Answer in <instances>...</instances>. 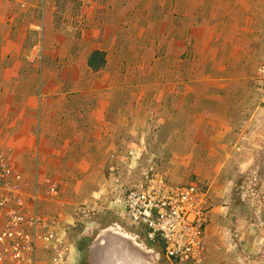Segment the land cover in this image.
Returning a JSON list of instances; mask_svg holds the SVG:
<instances>
[{
    "label": "rangeland",
    "instance_id": "374dc122",
    "mask_svg": "<svg viewBox=\"0 0 264 264\" xmlns=\"http://www.w3.org/2000/svg\"><path fill=\"white\" fill-rule=\"evenodd\" d=\"M111 2L30 0L33 15L25 1L18 2L16 12H27L19 27L15 18L0 26V48L17 52L3 65L19 62L18 73H0V153L24 176L39 173L42 181L57 184L60 199H53L52 208L62 209L59 218L86 263L88 245L105 229L143 242L140 231L106 209L116 190L107 176L109 168L118 166L122 176L134 180L142 167L156 163L170 182L200 183L209 189L212 213L216 209L217 214L208 226L213 229L211 243L225 239L229 244L225 263L238 264L233 257L243 248L249 253L240 257L244 264H264V86L256 72L264 63V0H194L198 8L188 11L185 0ZM0 13L11 17L9 8ZM45 18L49 28L44 29ZM30 23L37 26L34 32L28 30ZM105 27L113 36L112 49L109 39L99 43ZM75 34H83L81 40ZM69 35L77 41L58 43L57 36ZM94 35L99 38L96 44L110 54L115 121L108 124L81 120L95 110L107 109L109 114V107L95 104L99 88L93 86L109 70L93 76L79 68L83 85L77 87L63 71L70 64L65 57L73 56L78 64L84 54L80 50L93 45L85 38ZM57 80L62 88L53 85ZM62 91L68 93L70 109L63 113L69 117L49 121L47 133L54 128L56 139L40 154L39 94L48 92L55 100ZM71 95H78V106ZM98 98L104 100L102 91ZM121 98L126 105H119ZM74 117L79 120L74 122ZM26 124L33 135L30 131L23 143L20 136L14 143V134ZM74 130L81 133L82 147H77L80 138H74ZM98 133L103 147L112 146V157L86 153L85 148L96 145L91 136ZM9 140L12 144L6 147ZM23 144L32 146L30 152L21 150ZM19 150L21 160L16 159ZM82 164L91 166L80 169ZM66 197L68 203L63 202ZM95 207L102 209L96 216L90 212ZM242 241L246 245L240 248ZM155 264L170 263L162 255Z\"/></svg>",
    "mask_w": 264,
    "mask_h": 264
},
{
    "label": "built area",
    "instance_id": "2783aa9c",
    "mask_svg": "<svg viewBox=\"0 0 264 264\" xmlns=\"http://www.w3.org/2000/svg\"><path fill=\"white\" fill-rule=\"evenodd\" d=\"M256 72L264 86V63ZM107 176L116 190L106 209L140 231L145 247L161 246L170 264L203 262L214 209L206 186L170 182L156 163L142 167L134 180L114 165ZM25 178L0 153V264H79L61 219L39 205L41 194L59 196L57 184L49 182L44 194L38 185L29 192Z\"/></svg>",
    "mask_w": 264,
    "mask_h": 264
},
{
    "label": "crops",
    "instance_id": "0c3cea01",
    "mask_svg": "<svg viewBox=\"0 0 264 264\" xmlns=\"http://www.w3.org/2000/svg\"><path fill=\"white\" fill-rule=\"evenodd\" d=\"M23 1L26 2L25 3V6L27 8L28 14H32L33 15L32 9L34 8V6L33 5H30V0H0V10L1 9L9 8V10H10V16H11L10 18H8L3 13H2L3 15H1V13H0V26L1 25H7V23L11 22V20L15 18V20H17V22L19 23L18 24V27H19L20 21H21L22 17L24 15H26V13H27L26 12L25 14H23V13H20V12L19 13L16 12L17 11V6L19 5L18 2L21 3ZM112 2H113V0H112ZM114 2H115V4H117V0H114ZM193 2H194V0H185V3H183L184 4L183 6L185 7V9L187 11L190 10V9H193V8H198V6L195 7V5L193 4ZM123 7L124 6L121 5V8H123ZM12 13H13V15H12ZM192 15L193 16H191V18H192L191 20H192V23H194L193 19H194V16L195 15L194 14H192ZM46 18H45V21L42 20V23L44 25V29H45V26H46V28H49L48 24L46 23ZM36 27L37 26H34V25H32V23H30L28 25V30L30 29V32H34L32 29L33 28H36ZM48 32H50V30H48ZM108 33H109L108 32V29H107V27H105L104 28V35L105 36L103 37V39L99 43L106 42V40L109 39L108 42H107V44L109 46L108 49H112V45L109 44V42L112 41L111 37H113V36H108ZM77 34H78V32H77ZM77 34H75V35H77ZM19 36H20L19 34H16V36H15L17 41H18ZM81 36L77 35V37H78L77 40L78 39L81 40V38H82ZM97 36L98 35H94V36H89V37H86L85 38L86 41H89V43H93V45L90 44L91 50H89V51L86 50V49H84V48H82V51L80 50V52H83L84 54H83V58L81 57V59L78 62V64L75 63V62H72L73 56H71V57L66 56L65 57L67 59V61L70 62V64L64 66L65 68L63 69V71H64L65 75H67V74L71 75L70 78H71V81H73L71 83L72 84V87H74V84H76L75 87H77V86H79L80 83H81V85H83V81H82V76L83 75H81V77H79V74H80L79 68H81V70L83 71V74L84 73H89V74H93V76L100 74L104 70V68L106 70H109V72H106L107 74L105 75L104 80H102L103 77H101L99 79L96 78L95 79L96 82L93 83V86L95 87V89L99 88L98 91H97V98H95V100H96L95 101V104L97 106L104 105L105 108L106 107H109V114L106 112L107 109H106L105 113H102L101 110L100 111L99 110H95V111L91 112L89 115L83 114L84 117H82V120H81L82 122L89 121L91 123H95L96 122V123H106V124H108V123H110L112 121H115V118L113 116V114H114L113 113V109H114V106H115V103L113 102V101H115V99H113V98H114V95H115V91L111 90V88L114 89V85H113V82H111V80L109 81V77H110V74L112 72V69H109L110 67L108 66V65H111L110 64V61H109V59H110L109 55L110 54H109L108 50H106L104 48H101L99 44H96L98 42V39H99V38H97ZM99 36H103V35H99ZM57 38L60 39L59 41L57 40L59 44H60V41H68L70 43H74V42L77 41V40L74 39V37H71L70 35L68 36V38L67 37H64V38L61 37L60 38V36H57ZM204 40L205 39L203 38V41ZM174 41H175V44H176V42L178 40L177 39H174ZM71 48H70V50H71ZM96 51H99V52L103 53V56H104L103 59H104V62L105 63H104L103 68H100L99 70L93 71L88 66V60H89L91 54L93 52H96ZM16 54H17L16 50H14V51H4L3 49L0 48V73L5 72V71H7L9 73H11V72L12 73H18V70H19V67H18L19 66V62L15 61L12 66H8V64L7 65H3V63H4L3 61L4 60H11V58L16 57ZM66 71H67V73H66ZM61 72H62V70H61ZM66 77L68 78V75ZM42 84H45V83L42 82ZM53 85L56 88L59 89V88H62L63 83L60 84L59 81L57 80V81H54L53 82ZM26 86H27V88H31L32 85H30V84L27 83ZM101 91L103 92L104 100H99V98H98V96L101 95ZM105 91H108L109 93H106ZM39 95H40L39 103H40V106H42V107H39L40 109L42 108L41 109L42 114L40 115V117H42L41 118L42 128L40 130V134L37 133V132L36 133L40 137V142L41 143H40V147L39 148H41L42 150L40 149L38 151V149H37V151L40 152V154H43L44 152H46V150H45V148L43 146H47L48 144L49 145L52 144V140L53 139H56V134L54 133V128L52 130L49 129L50 130V133H47V129L50 126V122H52V123L55 122V121L56 122H59L61 119L62 120L63 119L66 120L67 117H69V116L66 117L65 114L63 113V111H67V108L70 109V106H67V100H68L67 99V95H68L67 92H63L62 91L61 95H58L55 100H53L50 97H48V95H49L48 92H46V93H43V92L41 93L40 92ZM78 95H80V94H78ZM78 95L68 96L69 98H71L70 101H72V104L74 102L73 105L78 106L77 104L79 103V100L76 99V101H75V99H74ZM92 100H91V105H94V104H92L94 102V101L92 102ZM118 103H119L120 106L126 105L124 103V100L122 98L118 100ZM14 105L16 107H18V104H16V101L13 102V106ZM28 105H30V104L28 103ZM256 107L257 106H255V108ZM56 108H57L58 114H57ZM37 109H38V107H37ZM257 110H258V108H257ZM50 111L52 112V114H50ZM256 112L257 111H254L253 114L256 115L257 114ZM46 113L48 114L47 117L44 116V114H46ZM0 116H1V111H0ZM87 116H89V119L84 120V118H87ZM254 118H255V116H252L251 117V122H253ZM74 120H75L74 122H76L79 119L76 118V117H74ZM30 131L32 132V135H33L32 126L31 125H28V124H26L25 127L20 128V131L17 132L16 134H14L15 137H16V138L14 137V143L15 142H18L17 141V138L19 136H20V142L22 141V143H23V139L22 138H25V137H28L29 138L30 137ZM100 131L103 132L102 130H100ZM80 136H81V133H78V132L75 131L74 138H80L77 147H79V146L82 147V145H83ZM93 136L95 137V144L96 145H94V147H92L91 149L85 148L86 153H88V150H89L90 153H91L89 155L95 156L97 154H99V155H101V154H109L110 157H112V155H114V151L111 150V149H113L112 146H110V148H108V146H104L105 147L104 148L103 145L101 144V141H102L101 140V138H102L101 134L100 135H99V133L98 134H94L91 137H93ZM9 144L10 145L12 144L10 142V140H9V142L6 141L5 146L8 147ZM30 146H28V145H25L24 146V144H23L22 147H21V150H23V148H24L25 149V153H27L28 151L30 152V148H32V146L31 147ZM13 147H15V145ZM63 148H64L63 151L65 152V150H66L65 149V146ZM47 150L52 151L53 149H51V147H49V148H47ZM34 151H36V149ZM60 151H61V149H60ZM20 153H21V151L19 150L18 153H17L18 156H16V159L17 160H21L23 158V156ZM59 154H60V152H59ZM19 156H21V159H20ZM73 160H75L77 162V165H80L82 163L81 159H79V160L78 159H73ZM83 162H84V160H83ZM84 166L90 167L91 164H88V165L82 164V166L79 167V168L80 169H83ZM27 167H28V165L25 167V169ZM35 175H36L35 173L32 174V175L30 173L28 176L27 175L24 176V177H26L25 179L28 182V187H27L28 191L30 192L32 190L33 185H38L40 187V189H42L43 191L46 190V187L49 184V180H47V179L45 180L44 179L42 181V178L39 177V173H37V176L38 177L35 176ZM27 178H29V179H27ZM35 178L37 180H34ZM39 180H41V181H39ZM69 180H72V179H69L68 178V181ZM41 183H42V185H40ZM75 183H77V182H75ZM41 193H42V191H41ZM59 195H60V193H59ZM53 199H55V198H50L49 199V198H46L45 197V199H44L42 197V194H41V198H40L39 205L42 206V209L44 211H47V212H49V213H51L53 215H57L58 217H60L61 215L59 213V210H62V209L61 208L59 209L58 207H56L55 209L52 208L53 205L51 203H54V201H55ZM57 199H60V197L59 198L57 197ZM67 201H69L67 197L66 198H63V202H67ZM58 202H60V201H58ZM43 205L46 206V207L43 208ZM60 206L62 207V205H60ZM101 210L102 209L99 210L97 207H95L94 209L92 208L90 210V212H92L93 214L94 213L96 214V212H97V214H98L99 212H101ZM215 212H216V209H215ZM215 212L212 213V215H211V219L213 218L212 221L216 218V215L217 214ZM95 214H94V216H96ZM219 214H220V212H218V215ZM94 218L95 217H93V221L94 222H91L92 225L95 224V219ZM59 219H61V218H59ZM212 230L213 229L211 227H209V229H207L208 234L206 233V252H205L204 260H203V262L201 264H227V263H225V261H228L227 260V255L230 254L229 251H228L229 244L225 243V239H220L218 242L212 244L211 243V239H212V237H211L212 233L211 232H212ZM109 231H110L109 229H107V230L105 229V230L101 231L98 234V236H97V238L100 237L98 241L99 242H105L107 238L106 237L105 238H101V237H102V235H105V233L106 232H109ZM116 234L118 236H116ZM81 236L82 235L77 236L76 240L79 241L78 239H80ZM108 236H110V234ZM114 236H116V238H114ZM142 236H143L142 237V240L144 242V235H142ZM135 237L136 236H130L128 234H122V233H119V232H116V233L114 232V234L111 233V238H113L114 241L116 240V243L115 244H116V249L117 250H115V251H118L119 252V255L118 256L121 257V261H123L124 264H143L142 261H144L145 258L146 259L148 258L150 260V264H155L157 261H159L162 258L163 250H162V247L161 246H159V245H155V246L148 245V247H145L144 243L141 242V240L138 237H136V238ZM124 239H130L129 242L132 241V242H130L131 244H129ZM96 245L97 246L98 245L101 246L102 243L101 244L96 243L95 246H94L95 248L97 247ZM243 245H246V244L243 243V241H242V243L240 244V248ZM106 249H108V248H106ZM106 249H105V252H106ZM150 249L153 250L154 253L151 252ZM242 250H243V248L239 249V252L237 253V256L236 257H233V259L236 260V263H238V264H244L242 258H240L241 255H243V253L246 254V255L249 254L248 251H245V250L242 251ZM158 253H159L160 257L157 259L156 254H158ZM93 255H94V253H93ZM89 257L90 256L88 255V257H87V261L88 262H89ZM94 258H92V259H94ZM114 263L116 264L117 262L115 261ZM84 264H88V263L84 262Z\"/></svg>",
    "mask_w": 264,
    "mask_h": 264
},
{
    "label": "flooded vegetation",
    "instance_id": "af4514ba",
    "mask_svg": "<svg viewBox=\"0 0 264 264\" xmlns=\"http://www.w3.org/2000/svg\"><path fill=\"white\" fill-rule=\"evenodd\" d=\"M109 234H107V235H105L106 237L108 236ZM105 236H103L102 238H105ZM100 238V237H99ZM99 238H94V240L90 243V245H88V251H87V254L90 256L89 257V262H88V264H100V263H102V261H103V258H104V256L103 255H105L106 254V256H110V257H112V261L113 262H111V264H115L114 263V261L116 260V262L118 261L119 263H121V257L120 256H118L119 255V252L118 251H115L114 253H112V252H105V249L107 248V247H113V246H115L116 247V240L114 241V239L112 238L111 239V234H110V236H108L107 237V239H106V241L105 242H102V245L101 246H97L96 248H94V246H95V244L96 243H98V240H99ZM114 238H116V237H114ZM103 246H104V248H103ZM101 248V249H100ZM98 250V251H97ZM93 253H94V255H93ZM109 254V255H108ZM95 257V258H94ZM96 257H97V259H96ZM115 257V258H114ZM83 258H84V256L82 257V259H80V262H79V264H84V261H82L83 260ZM92 258H94V259H92ZM95 260H96V262H95ZM122 263H124L123 261H122ZM144 264H146V263H144Z\"/></svg>",
    "mask_w": 264,
    "mask_h": 264
},
{
    "label": "trees",
    "instance_id": "16d2710c",
    "mask_svg": "<svg viewBox=\"0 0 264 264\" xmlns=\"http://www.w3.org/2000/svg\"><path fill=\"white\" fill-rule=\"evenodd\" d=\"M103 53L96 51L93 52L88 60V66L93 70H99L104 66Z\"/></svg>",
    "mask_w": 264,
    "mask_h": 264
},
{
    "label": "bare ground",
    "instance_id": "6f19581e",
    "mask_svg": "<svg viewBox=\"0 0 264 264\" xmlns=\"http://www.w3.org/2000/svg\"><path fill=\"white\" fill-rule=\"evenodd\" d=\"M114 234V233H113ZM106 237V236H105ZM107 238V237H106ZM112 239V238H111ZM102 243V242H101ZM126 244V243H125ZM124 244V245H125ZM97 246V245H96ZM95 248V247H94ZM103 248H104V246H103ZM108 249H106V251L107 252H112V253H114L115 252V250H117L116 249V247L115 246H113V247H107ZM101 249V248H100ZM98 251V250H97ZM95 256V255H94ZM104 256V258H103V261H102V263H100V264H111V262H113L112 261V258L109 256H106V254L105 255H103ZM115 258V257H114ZM96 259H97V257H96ZM116 261V260H115ZM114 261V262H115ZM95 262H96V260H95Z\"/></svg>",
    "mask_w": 264,
    "mask_h": 264
},
{
    "label": "water",
    "instance_id": "95a60500",
    "mask_svg": "<svg viewBox=\"0 0 264 264\" xmlns=\"http://www.w3.org/2000/svg\"><path fill=\"white\" fill-rule=\"evenodd\" d=\"M111 233H114V232L110 230L109 232H106L105 235H107V234H111ZM115 233H116V232H115ZM105 235H102V237L105 236ZM116 236H118V235L116 234ZM116 236H114V237H116ZM102 237H101V238H102ZM124 240H126L129 244H131L130 242H132V241L129 242L130 239H124ZM98 244H101V242L98 241ZM156 257H157V259L160 257L159 253L156 254ZM142 263H143V264H144V263H146V264H147V263L150 264V260H149L148 258H147V259L145 258V260L142 261ZM116 264H124V263H122V261H121V263H119V262L117 261Z\"/></svg>",
    "mask_w": 264,
    "mask_h": 264
}]
</instances>
